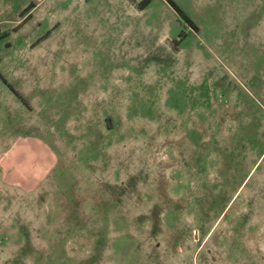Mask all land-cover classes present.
<instances>
[{
	"label": "rangeland",
	"instance_id": "obj_1",
	"mask_svg": "<svg viewBox=\"0 0 264 264\" xmlns=\"http://www.w3.org/2000/svg\"><path fill=\"white\" fill-rule=\"evenodd\" d=\"M140 1L84 45L70 25L19 113L0 105V264H264V0H173L196 29Z\"/></svg>",
	"mask_w": 264,
	"mask_h": 264
},
{
	"label": "crops",
	"instance_id": "obj_2",
	"mask_svg": "<svg viewBox=\"0 0 264 264\" xmlns=\"http://www.w3.org/2000/svg\"><path fill=\"white\" fill-rule=\"evenodd\" d=\"M116 1L117 0H58V2H56V8H62V11L56 12L55 15H49L48 8L39 3L31 6L28 10L24 9L23 5V7H21V12L25 11L21 14L20 12L12 11L13 4L11 0H0V29L7 33V36L0 41L9 37L15 39L17 36L22 38L24 44L16 53L14 52L6 59L0 58V105L4 103L10 109L9 112L13 116H15L16 112L19 113L22 104V102H20L19 93L23 94L25 99L33 94L31 91L35 86V79L32 74V71H34L33 69L38 66L40 70L51 71L53 53L58 49H61L60 51L62 52L68 50V43L66 45H64V43L68 41L70 34L69 29L73 31V27L70 25L77 24V34L74 38H77V35H79V39L82 40V45H84L86 33L85 24L94 23L98 16L101 18L98 19V22H102V18L106 17L105 13L107 10L111 11L117 8ZM43 24H48L50 26L51 31L48 32V35H44L42 31L41 25ZM58 25L60 26L57 27ZM55 29L59 30L62 34L64 42L60 48H52L50 43V47L46 48L47 41H51L55 34ZM94 30H96V28H94ZM35 40H38L37 43L32 44ZM45 42L46 44H44ZM79 43L80 42H78V44ZM99 50L100 53H104L103 50L106 51L107 49L99 48ZM83 57L85 59L86 56L83 55ZM40 59L42 63L38 64ZM6 82L11 86H6ZM101 84V82L97 83L100 87ZM79 98L85 99L82 93ZM11 115L8 116V118H10ZM12 124V128L6 130L0 128V150H4L5 144L7 147L13 145L11 136L15 134L16 130L14 120ZM17 127L19 128V124H17ZM6 136L8 137L7 140L4 138Z\"/></svg>",
	"mask_w": 264,
	"mask_h": 264
},
{
	"label": "trees",
	"instance_id": "obj_3",
	"mask_svg": "<svg viewBox=\"0 0 264 264\" xmlns=\"http://www.w3.org/2000/svg\"><path fill=\"white\" fill-rule=\"evenodd\" d=\"M168 3L175 9V11L179 14V16L182 18V20L185 21L186 24L191 26L193 29H196V25L191 21V19L184 13V11L173 1V0H167ZM152 0H142L137 5L140 10L145 9L147 6L151 4ZM7 36L6 32L1 31L0 29V40L5 38Z\"/></svg>",
	"mask_w": 264,
	"mask_h": 264
}]
</instances>
